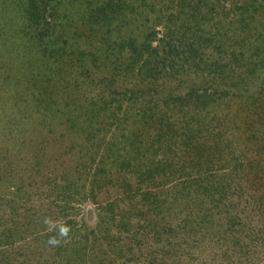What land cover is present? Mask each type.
Segmentation results:
<instances>
[{
  "label": "rangeland",
  "instance_id": "rangeland-1",
  "mask_svg": "<svg viewBox=\"0 0 264 264\" xmlns=\"http://www.w3.org/2000/svg\"><path fill=\"white\" fill-rule=\"evenodd\" d=\"M0 264H264V0H0Z\"/></svg>",
  "mask_w": 264,
  "mask_h": 264
}]
</instances>
